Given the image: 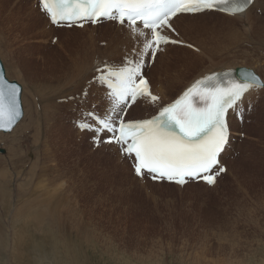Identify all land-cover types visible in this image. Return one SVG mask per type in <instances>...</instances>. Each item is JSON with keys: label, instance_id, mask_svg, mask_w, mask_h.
Returning a JSON list of instances; mask_svg holds the SVG:
<instances>
[{"label": "rangeland", "instance_id": "1", "mask_svg": "<svg viewBox=\"0 0 264 264\" xmlns=\"http://www.w3.org/2000/svg\"><path fill=\"white\" fill-rule=\"evenodd\" d=\"M260 3L262 10L257 7L253 14L259 16L264 23V0H260ZM22 6L20 8L17 5L24 13L22 16H26L32 23L30 22V28L23 36V32L15 24L14 29L8 31L18 41L17 53L13 52L14 57L29 56L31 60L34 59L35 64H40L48 56V59H52L47 60V69L52 65L62 71L65 63L69 66L68 63L78 58L83 59L88 54L96 56L89 84L73 80L69 84L61 85L64 87L60 90H48L46 76H38L36 80L26 76L25 71L26 68L30 69L29 66H20L18 73L12 72L9 68L10 60L4 58L0 48V61L6 77L20 83L22 87L24 119L19 128H31L30 131L25 128L29 132L16 129L12 133H0V238L5 239L0 245V264H264V180H259V184L256 180V175L264 178L261 175L264 172V163L262 167L255 163L264 151L263 90H256L252 102L249 100L243 103L248 112L244 114V125V121L239 122L235 114L230 116V122H237L240 127L232 131L234 134L228 155L222 163L227 167L246 160L245 167L250 166L253 169V172L245 174L246 179L242 177L236 181V176L223 174L218 178L219 184L210 190L187 186L164 189L146 176L136 178L132 173L130 159L126 162L127 174L117 172L116 176L112 172L114 165L108 158L112 152L102 148L104 142L96 145L91 131H86L88 136L78 135L76 124L82 122L88 111L102 113L106 109L108 101H99L104 87L94 80L97 75L95 70L97 66L105 63L110 67L122 66L126 58L132 57L127 54L123 57L117 55V51L124 44L122 40L127 30L116 27L105 29L101 26L85 30L53 28L46 15L40 12L37 0H22ZM38 15L43 19L38 20ZM8 22V19L3 20L5 26H8ZM205 22L213 23L217 20L210 22L209 19ZM46 24L48 35L45 37ZM237 26L239 31L235 34L221 30L213 32L211 44L220 47L219 58L242 57L245 53L251 55L256 46L253 43L257 40V35H246L241 20L237 22ZM208 27L200 34H193L210 50V35L207 32L211 29ZM64 33L74 39L64 42ZM171 35L176 37L178 33L174 31ZM115 38L121 42L114 43ZM168 45L171 47L163 53L169 58L171 67L179 66L184 61L183 66L186 68L188 63L195 60L189 54L182 56L180 52L172 49L179 47L178 44ZM186 49L190 54L197 53L190 47ZM196 55L200 57L195 63L198 68L189 70L185 77L192 78L200 70L209 67L210 59ZM105 57L108 59L104 60ZM156 59L157 55L155 59L151 56L144 58V75L148 79L150 70L156 67ZM91 63L92 60L89 61ZM157 66L162 73L164 63H158ZM262 67L261 74L264 75V61ZM185 68L182 70L185 71ZM24 87L29 89V93ZM177 94L172 93L170 98ZM69 98L74 100L70 101ZM167 102L168 100L162 104ZM150 104L153 109L146 110V106H141L133 114L130 108L125 119L151 116L156 109L154 103ZM48 106L53 108L49 109ZM15 144L21 148L15 150ZM116 154L118 155L117 151ZM17 170L20 172L18 180L15 177ZM6 171L8 174H5ZM111 174L113 176L110 178ZM248 178H251L252 190L242 181H247ZM20 190L26 191L22 197H19ZM18 198L19 209L28 206L41 210L54 205L57 213L52 214L60 221L56 223L58 226L48 225L43 221V227H39L32 218L34 220L31 219L28 225L24 220L13 229L9 212L17 208ZM10 203L13 205L7 213ZM15 230L22 237L16 239L17 242L12 241L16 236L13 235ZM91 236L96 242L97 252L92 250L95 249L93 243H89ZM70 248L78 252L77 257L66 258L65 253L70 252ZM80 252L82 255H79Z\"/></svg>", "mask_w": 264, "mask_h": 264}, {"label": "snow or ice", "instance_id": "2", "mask_svg": "<svg viewBox=\"0 0 264 264\" xmlns=\"http://www.w3.org/2000/svg\"><path fill=\"white\" fill-rule=\"evenodd\" d=\"M252 0H38V6L54 25L84 27L103 19L127 25L137 48L122 66H97L96 83L105 88L108 105L102 113L88 111L80 127L93 134L94 142L116 144L130 159L138 177L184 185L203 180L208 185L226 171L220 156L229 140L227 117L246 94L264 90V79L242 71V80L232 71L213 73L195 81L173 103L158 114L140 120L125 119L127 108L145 98L156 103L142 69L144 58L154 56L160 46L179 43L166 34L174 32L172 19L179 14L219 11L228 15L245 12ZM191 47V45H188ZM20 88L0 74V129H10L22 115ZM107 137V139H105Z\"/></svg>", "mask_w": 264, "mask_h": 264}, {"label": "bare ground", "instance_id": "3", "mask_svg": "<svg viewBox=\"0 0 264 264\" xmlns=\"http://www.w3.org/2000/svg\"><path fill=\"white\" fill-rule=\"evenodd\" d=\"M2 3V1L0 0V4ZM15 4V3H14ZM17 5L21 8L23 7L22 6V0H18V3ZM260 0H253V2L249 5L250 7L243 13L241 14H238V15H235V16H232V15H228V14H225V13H220V12H203V13H200V14H197V15H194V16H191V15H184V14H181V15H178L176 16L175 18L172 19L171 23H172V27L175 29V31L178 33V35L176 37L172 36L171 33L172 31H166V34L169 35V37L173 40H177L179 41V43H173V44H178L179 47L177 48H172L178 52H180L182 54V56H185V55H190V56H193L195 57V60H193L191 63H188L186 68L183 66L185 65V62L182 61V63L178 66V65H175L173 67L170 66V61H169V58H166L164 56V51L167 49H169L171 46H169L168 44H164V45H161L160 46V50L158 51L157 53V59H156V67L152 68L150 70V79H148L149 81V84L151 86V90H152V93L154 95H157L160 97V99L157 101V103H154L153 106L154 108L156 109L155 113L152 114L151 116H147V117H143V118H135V119H130V120H140V119H146V118H151L152 116L158 114L159 110L161 107L167 105V104H170V103H173L176 99H178L189 87L192 86L193 83H195L196 80L198 79H201L205 76H208V75H211L213 73H223L225 71H234V70H237L238 69H241V68H247V69H251V70H255L259 75H261L260 77H262L264 79V75L261 74V69L263 68V61H264V23H262V19L259 17V16H256L253 14V10L256 9L258 7V9H261L260 8ZM23 9V8H22ZM39 10H40V7H39ZM262 10V9H261ZM24 13L23 12H19V13H13V14H6V15H3L0 11V48H1V52L4 56L5 59L9 58L8 60H10V63H9V68L12 72H16L18 73V70L20 66H23L24 68H26L27 66L30 67V69H27L26 68V76L28 77H31L32 79L36 80L38 78V76H46L48 78V90L52 89V88H55V89H59L60 88H63L61 87V85L63 84H69L71 83V81L73 80H80L81 82H85L86 85L89 84V77L90 75L93 74V66L95 64V56H93V54H88L86 57L84 56L83 59H79L78 60H75L71 63H68L69 66L65 63L64 67H63V70L61 71L60 69H57L55 66L52 67V65H50L49 69H47V60H51L52 58H49L48 59V56H46L45 58H43V61L38 64H35V61L34 59L32 58H28L29 56H19L18 58L17 57H14L13 56V52L17 53L16 51V46L18 44V41H17V38L14 37L13 35H9L8 34V31L9 30H13L14 26L13 24H15L16 26H18L20 28V30L23 32L22 33V36L25 34V32L27 30H29L30 28V22L32 23L31 20H29L26 16H22ZM38 20H41L40 18L43 19V17L41 15H38ZM4 19H8V26H5L4 23H3V20ZM210 19V22L214 21V20H217V22H213V23H207L205 22L206 20H209ZM243 21V25L245 27H242L243 28V31L245 32L246 35H251V33L253 34H256L257 35V40H255V42L253 44H255L256 46H254L253 48V51L251 53V55H243L242 57H231L229 56L228 59H224V58H219V53H220V47H218L217 45H212V40H211V37H212V34L215 30H221V31H228V32H232L233 34L237 33L239 30H238V26H237V22L239 21ZM7 22V21H6ZM49 23V21H48ZM10 24H11V27H10ZM50 24V23H49ZM208 24H209V27H208ZM45 25V24H44ZM51 25V24H50ZM65 26V25H64ZM63 26V27H64ZM103 27L105 29L109 28V27H116L117 29H124V30H127V33L125 35V38L124 40V44L121 46V48L117 51V55L118 56H125L127 54V56H133V49L134 48H137L138 45H137V39L138 38H134L132 33L129 31L127 25H124V26H121L115 22H101L100 25H98L97 27ZM17 27V28H18ZM95 28L93 27L91 24L89 25H85L83 28H75V26L71 27V29H77V30H85L87 28ZM205 27H208L209 29H211V31L207 34L210 35V50L202 43V42H199L198 39L195 37L197 35H194L193 33L195 32H198L199 34L201 32H204V29H206ZM45 28V31H44V36L46 37L48 35V24H46V26L44 27ZM54 28V27H53ZM16 29V28H15ZM64 29V28H63ZM189 29V30H188ZM197 29V30H196ZM17 30V29H16ZM57 32V31H56ZM63 32V30H62ZM61 32V33H62ZM66 32H69V31H66ZM75 33V32H74ZM71 34V33H70ZM243 34V33H242ZM226 35V34H225ZM69 35H67L66 33L63 34V41L66 42V41H72L73 39L69 38L68 37ZM222 36H224L222 34ZM233 36V35H232ZM9 37V38H8ZM74 37V36H73ZM234 38V37H232ZM76 39V38H75ZM200 40V39H199ZM189 41H193V43L189 42ZM121 41H118V39L115 38V42L114 43H119ZM188 45H191L190 48L192 49H195L197 51L196 54H199V55H203L204 57H207L209 60V67L207 68H204L202 70H200L198 72V74H196L195 76H193L192 78H189V77H185L186 74H189L188 72H190L189 70H191L192 68L196 67L198 68V66L195 65L196 63V59L200 58L198 55L196 54H190L189 51H187L186 48H188L189 46ZM258 45V46H257ZM88 46V45H87ZM10 49V51H8ZM228 50V49H227ZM260 51L262 54H258ZM80 51V50H79ZM229 52V51H228ZM36 53V52H35ZM30 54V53H29ZM85 54V53H84ZM249 54V53H247ZM35 55V54H34ZM195 55V56H194ZM221 55V54H220ZM40 58V57H39ZM105 59H108V57H105ZM205 59V58H204ZM92 60V63L89 64V61ZM67 62V61H66ZM162 64L164 63V66H163V70H162V73H161V70H158L157 69V64ZM52 64V62H51ZM49 65V64H48ZM198 65V64H197ZM159 68V67H158ZM182 68H185V71L182 70ZM215 68H218V69H215ZM30 70H33L35 72H31ZM187 71V72H186ZM186 72V73H185ZM31 75H30V74ZM157 73V74H155ZM25 76V77H26ZM14 78V77H13ZM9 79V78H8ZM15 79H18V78H15ZM41 79V78H40ZM14 80V79H13ZM39 81V80H38ZM32 82V81H31ZM33 83V82H32ZM20 84V83H19ZM34 84V83H33ZM65 84V85H66ZM22 85V84H21ZM25 85V84H23ZM30 85V84H29ZM27 86V85H26ZM40 86V85H39ZM46 86V85H45ZM34 87V85H33ZM44 87V86H43ZM25 88V87H24ZM30 88V86H29ZM68 88V87H67ZM33 89V88H32ZM97 89V88H96ZM26 90V88H25ZM24 90V92H25ZM29 89H27V93H29L28 91ZM42 90V89H41ZM44 90V89H43ZM42 90V91H43ZM256 90H259V89H254L252 91H250L248 94L245 95V97L243 98L242 102L240 103V105H242L243 107V103L246 102V101H253V97L254 95H256L255 92H257ZM34 92H36L35 90H33ZM41 91V92H42ZM40 92V91H39ZM38 92V93H39ZM264 92V90L262 91ZM261 92V93H262ZM96 93V92H95ZM94 93V94H95ZM103 93H105V95H103ZM103 93L102 95L99 97V101L101 100H105L108 101L107 99V93L105 91V88L103 90ZM172 93H178L174 98H170L171 94ZM93 94V95H94ZM28 95V94H27ZM39 97L42 95H38ZM106 97V98H104ZM41 99V98H40ZM21 100H22V95H21ZM168 100V102L166 104H162L164 101ZM93 103V102H92ZM152 102H150L149 100L145 99V98H139L137 100L136 103L132 104L131 106V113L133 114L137 109H140L141 106L142 107H147L146 110H149V109H153V107H151V104ZM23 104V102H22ZM145 104V105H144ZM44 105V104H43ZM53 107H56V105H52ZM52 107V108H53ZM151 107V108H150ZM44 108V107H43ZM47 108L49 109H52L51 106H48ZM30 109V107H29ZM24 110V109H23ZM145 110V108H144ZM31 113V111H30ZM233 114V111L230 112V116ZM29 115V114H28ZM31 115H33L31 113ZM46 115V113H45ZM28 116H26V119H27ZM46 117V116H45ZM45 117H44V120H45ZM29 118H32V117H29ZM243 118V117H242ZM24 119V117H23ZM22 119V120H23ZM48 119V118H47ZM245 118H243V121H244ZM21 120V122H22ZM33 120V119H32ZM46 121V120H45ZM53 121V120H52ZM21 122L14 128V130L18 129L17 131H19V129L23 130L22 128H19V126L21 127ZM30 122V121H29ZM32 123V122H31ZM35 124V123H34ZM37 124V123H36ZM55 124V123H54ZM79 124H81V122L77 123V127L79 129ZM245 124V121L243 123V125ZM35 127V125H34ZM230 127H231V132L232 131H236V127H240V124H238L237 122H230ZM26 127H24V130L23 131H26V132H29L31 130L28 129L29 131L25 130ZM37 128V127H36ZM34 129V128H33ZM77 129V134L78 135H81V136H88L87 132H81L80 130ZM13 130V131H14ZM39 130V129H37ZM239 130V129H238ZM12 131V132H13ZM11 132V133H12ZM15 132V131H14ZM36 132V131H35ZM24 133V132H22ZM21 133V134H22ZM3 134V133H2ZM5 134V133H4ZM15 133H13L14 135ZM17 134V132H16ZM70 134V133H69ZM234 133H231V138H232V135ZM246 134V133H245ZM19 135V134H18ZM16 136V135H15ZM80 136V137H81ZM240 136H243L240 134ZM4 137V136H3ZM6 137V136H5ZM9 138V136H7ZM6 137V138H7ZM93 137V136H92ZM16 138V137H15ZM231 138H230V141H229V144L228 146L225 148L222 156H221V160L223 162L226 161V157L228 155V148L230 147V144H231ZM5 139V138H4ZM3 139V141H4ZM12 139H13V136H12ZM246 139V138H245ZM261 139V138H260ZM41 141V140H40ZM247 141V140H246ZM259 141V140H258ZM0 142L1 141V136H0ZM18 142V141H17ZM16 142V143H17ZM38 142V141H37ZM13 143V142H12ZM19 144V143H18ZM16 145V144H15ZM35 145V144H34ZM254 145V144H253ZM37 147V146H36ZM13 148V147H12ZM18 148V149H17ZM21 147L20 145H16V147L14 148L15 150H19ZM102 148H105V149H109L112 153L109 155V160L111 161V163L114 165V169L112 170V172L114 173V175H118L117 172H123L124 174H127L126 173V162L129 160L127 158H125L123 155H121L120 153V149H119V146L115 145V144H112V145H102ZM264 149V148H263ZM7 150V149H6ZM56 150V149H55ZM9 151V149H8ZM7 151V152H8ZM116 151L118 152V155L116 154ZM11 152V150H10ZM9 152V153H10ZM15 153H18L17 151ZM55 153V152H54ZM12 155V153L10 154ZM59 156V155H58ZM97 156V155H96ZM102 156V155H101ZM18 157V156H16ZM15 157V159H16ZM99 157V156H98ZM243 157V156H242ZM50 158V157H49ZM256 159V158H255ZM258 161L255 162L256 163V166H260L262 167L263 163H264V151L261 152V155L259 156V158H257ZM11 160V159H10ZM242 159L240 158V161ZM13 163V160H11ZM239 161V162H240ZM253 161V160H252ZM255 161V160H254ZM253 161V162H254ZM260 161V162H259ZM6 162V161H5ZM238 162V163H239ZM244 163V161H242ZM239 163L238 165L241 166L243 163ZM236 164V163H235ZM224 165V164H223ZM235 166V165H234ZM228 167V169H227ZM226 167V173L225 175L226 176H232V177H235L237 175V169H235L233 167V165H230ZM16 170V169H15ZM253 169L249 167V170H241L240 171V176L242 179H246V176L245 174L246 173H249L251 172ZM264 170V169H263ZM111 172V173H112ZM128 172V171H127ZM253 172V171H252ZM2 173V172H1ZM110 173V172H109ZM130 173V172H128ZM132 173L133 172V169H132ZM263 174H261L262 176H264V172H262ZM5 174H8L7 171ZM4 174V175H5ZM20 172H18V170L16 171L15 173V177H16V180H18V178L20 177L19 176ZM11 175V174H10ZM3 176V175H2ZM9 176V175H8ZM113 175L111 174L110 178L112 177ZM28 177V176H27ZM121 177V176H120ZM248 177V176H247ZM109 178V179H110ZM137 178V177H136ZM230 178V177H229ZM251 178H248V180H242L243 183H245L248 188L251 187V181H250ZM8 180V179H7ZM12 180V179H11ZM23 180V179H22ZM27 180V179H26ZM122 180V179H121ZM134 180V179H132ZM256 180L258 181V184H259V180L262 181L264 180V178L262 177H259V175H256ZM248 181H250L249 183H247ZM111 183V182H110ZM134 183V182H133ZM219 184V179L216 180V183L210 187L202 182H200L199 184H192V183H188L187 185H185L184 187H194V188H199L201 190H210L211 188H215L217 185ZM4 186V184H1ZM116 185V184H115ZM156 185H158V183H156ZM160 187L161 188H164L165 187H168L169 189H177V188H182L178 185H175V184H169V183H166V182H162L160 183ZM154 187V186H153ZM0 188H2V186H0ZM19 188H22L21 186ZM74 188V187H73ZM247 188V189H248ZM28 189V188H27ZM71 189V188H70ZM129 190V189H128ZM250 190H252L250 188ZM249 190V191H250ZM177 191V190H176ZM10 192V190H9ZM20 196L19 197H22L24 196V194L26 193L25 190H20ZM261 195V194H260ZM5 196V195H3ZM1 197V196H0ZM2 198V197H1ZM6 200H7V197H6ZM2 202V201H1ZM4 203V201L2 202ZM4 204H7V203H4ZM19 204H20V201H19V198H18V202H17V208H15V210H10L11 206L13 205L12 203L8 204V209H7V213L9 212V220L12 222V224L14 225V228L15 229V226L16 224H19V223H22L24 220L25 222H27V225L29 224L30 221L32 220H36L35 222L39 225V227H43V221H46L48 223V225H55L56 227L58 225H56V223L59 221L56 220V218H54L53 213H57L56 210L54 209V205L53 206H49L48 209H41V210H36L34 209L33 207H21L19 209ZM21 206V205H20ZM3 207V206H2ZM25 208V209H24ZM3 210V209H2ZM25 210V211H24ZM6 214V213H5ZM27 214V215H26ZM34 218V219H32ZM32 219V220H31ZM42 220V221H41ZM1 222V221H0ZM60 222V221H59ZM2 224V223H1ZM34 225V223H32ZM3 225V224H2ZM22 225V224H21ZM60 225V224H59ZM23 226V225H22ZM20 226V228L22 227ZM36 227V226H35ZM17 228V227H16ZM19 228V227H18ZM30 228H31V224H30ZM55 228V227H54ZM24 229V228H23ZM22 229V230H23ZM57 229V228H56ZM19 230V229H18ZM13 231V230H12ZM16 231V230H15ZM50 233V232H49ZM55 233V232H53ZM15 237H11L12 238V241H16V239H20L22 238L20 234L16 232L13 233V235H15ZM81 234V233H80ZM77 235V233H76ZM56 238V237H55ZM89 238V237H88ZM51 240V238H48ZM86 239V238H85ZM5 239L4 238H0V245H2L3 241ZM22 240V239H21ZM20 240V241H21ZM54 240V239H53ZM77 240V238H76ZM49 241V240H48ZM57 241V240H56ZM55 241V243H56ZM80 241H83V240H80ZM87 241V240H86ZM17 242V241H16ZM50 242V241H49ZM75 242V241H74ZM92 242L93 245L95 246V249H92V250H95L97 252V246H96V242L94 241V239L91 238L89 239V243ZM78 243V242H77ZM50 244V243H49ZM54 244V243H52ZM74 244V243H73ZM80 244V243H79ZM85 244V243H84ZM88 244V242H87ZM56 245V244H55ZM75 245H76V242H75ZM57 246V245H56ZM77 246V245H76ZM80 246V245H79ZM82 246V245H81ZM89 246V245H88ZM19 247V246H16V248ZM21 247V246H20ZM24 247V246H23ZM68 247V246H67ZM83 247V246H82ZM93 247V246H92ZM91 247V248H92ZM29 248V247H28ZM18 249H21L22 248H18ZM82 249V248H81ZM84 249V247H83ZM82 249V250H83ZM30 250V249H29ZM49 250V249H48ZM66 250V248H65ZM70 250V252H67L65 253L66 255V258H73L74 256L77 257V253L74 252L72 250V248L68 249ZM78 250H80L78 248ZM24 251V250H23ZM27 251V250H26ZM88 251V249H87ZM84 252V251H83ZM90 252V250H89ZM85 253V252H84ZM101 254V253H99ZM55 255V254H54ZM79 255H82V252L79 253ZM19 257V256H18ZM75 258V257H74ZM86 262V261H85ZM81 263V262H80ZM81 264H84V263H81Z\"/></svg>", "mask_w": 264, "mask_h": 264}, {"label": "crops", "instance_id": "4", "mask_svg": "<svg viewBox=\"0 0 264 264\" xmlns=\"http://www.w3.org/2000/svg\"><path fill=\"white\" fill-rule=\"evenodd\" d=\"M1 1H2V3L0 4V11H1V13L3 15L19 13L20 12L19 8L17 7L18 0H1ZM246 163H247V161L245 160L244 163L241 165V169H240V166L237 163L236 164L235 163L230 164V165H233V167L235 169H238L237 170V175H236V181H238V179H241L240 171L250 167V166L245 167ZM237 165H238V167H237Z\"/></svg>", "mask_w": 264, "mask_h": 264}, {"label": "water", "instance_id": "5", "mask_svg": "<svg viewBox=\"0 0 264 264\" xmlns=\"http://www.w3.org/2000/svg\"><path fill=\"white\" fill-rule=\"evenodd\" d=\"M242 71H252L254 72L253 70L251 69H246V68H241V69H237L235 70L234 74L236 76V78L238 80H242L243 77L241 75V72ZM255 73V72H254ZM0 74H3L6 78V80L9 82V83H16L17 86L20 88V95H19V100H20V103H21V108H22V115L21 117L16 121V123L10 128V129H0V133H10L14 130V128L21 122V120L23 119L24 117V110H23V105H22V100H21V95H22V87L15 81H10L7 77H6V73H5V70H4V67H3V64L2 62L0 61ZM256 74V73H255ZM1 153H4V152H1Z\"/></svg>", "mask_w": 264, "mask_h": 264}, {"label": "built area", "instance_id": "6", "mask_svg": "<svg viewBox=\"0 0 264 264\" xmlns=\"http://www.w3.org/2000/svg\"><path fill=\"white\" fill-rule=\"evenodd\" d=\"M69 99H70V101L74 100V98H69Z\"/></svg>", "mask_w": 264, "mask_h": 264}]
</instances>
